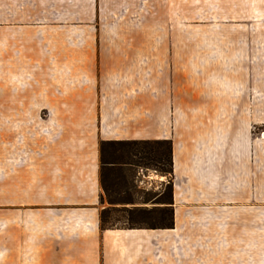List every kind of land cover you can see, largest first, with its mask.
Masks as SVG:
<instances>
[{
	"label": "crops",
	"instance_id": "1",
	"mask_svg": "<svg viewBox=\"0 0 264 264\" xmlns=\"http://www.w3.org/2000/svg\"><path fill=\"white\" fill-rule=\"evenodd\" d=\"M119 11L0 0V264H168L198 212L253 186L252 165L225 150L228 123L184 117L210 100L183 92L176 55L150 38L72 36V13ZM160 139L174 143L175 228L103 229L101 142Z\"/></svg>",
	"mask_w": 264,
	"mask_h": 264
},
{
	"label": "rangeland",
	"instance_id": "2",
	"mask_svg": "<svg viewBox=\"0 0 264 264\" xmlns=\"http://www.w3.org/2000/svg\"><path fill=\"white\" fill-rule=\"evenodd\" d=\"M103 1L124 11L72 13V36L86 31L150 38L151 50L176 55L183 92L210 100L198 110L184 109V117L194 111L227 122L225 150L238 147L252 165L253 186L244 198L223 199L208 213L198 212L200 219L183 239L184 258L168 264H264V0ZM163 177L143 187L163 190L169 180Z\"/></svg>",
	"mask_w": 264,
	"mask_h": 264
},
{
	"label": "trees",
	"instance_id": "3",
	"mask_svg": "<svg viewBox=\"0 0 264 264\" xmlns=\"http://www.w3.org/2000/svg\"><path fill=\"white\" fill-rule=\"evenodd\" d=\"M100 152L102 228H175L173 140H104ZM142 171L166 176L165 188L141 186Z\"/></svg>",
	"mask_w": 264,
	"mask_h": 264
}]
</instances>
